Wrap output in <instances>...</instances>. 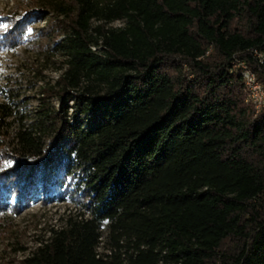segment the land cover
<instances>
[{"label":"trees","instance_id":"obj_1","mask_svg":"<svg viewBox=\"0 0 264 264\" xmlns=\"http://www.w3.org/2000/svg\"><path fill=\"white\" fill-rule=\"evenodd\" d=\"M29 1L0 47L30 36L63 70L32 116L0 86V216L65 192L81 211L16 264H264V110L235 66L264 87V0Z\"/></svg>","mask_w":264,"mask_h":264},{"label":"rangeland","instance_id":"obj_2","mask_svg":"<svg viewBox=\"0 0 264 264\" xmlns=\"http://www.w3.org/2000/svg\"><path fill=\"white\" fill-rule=\"evenodd\" d=\"M19 1L21 0H0V21L5 13L11 12L15 3L18 4ZM22 1L30 2L29 0ZM47 16L48 14L33 15L29 20L26 32L29 34L36 32L47 23ZM119 23V20L112 22V24ZM3 25L0 23V26ZM29 41L30 36H27L16 46L0 47V86L8 82L9 79L15 78L16 83L21 85L22 111L32 116L39 103L41 87L53 84L58 74L63 70V67L60 66L63 57L56 53L50 60L45 59L37 51L38 48ZM54 102L58 105L57 99H54ZM13 124H17V120ZM63 195L46 201H42L40 198L29 199L17 212L7 209L5 214L0 216V264H16L14 259L22 257L40 239L46 237L50 227H56L68 215L81 211V207L70 193L65 192Z\"/></svg>","mask_w":264,"mask_h":264},{"label":"built area","instance_id":"obj_3","mask_svg":"<svg viewBox=\"0 0 264 264\" xmlns=\"http://www.w3.org/2000/svg\"><path fill=\"white\" fill-rule=\"evenodd\" d=\"M254 53L262 59V53L256 52L254 49ZM235 66L240 69L243 83H244V93H245V101L252 105L253 113L264 110V87L261 82L255 75V73L247 66V64L243 60H236Z\"/></svg>","mask_w":264,"mask_h":264}]
</instances>
